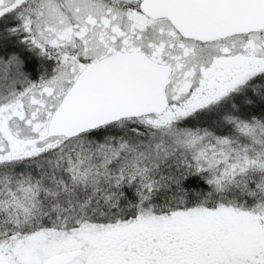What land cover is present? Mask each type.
<instances>
[{
  "label": "snow or ice",
  "instance_id": "snow-or-ice-1",
  "mask_svg": "<svg viewBox=\"0 0 264 264\" xmlns=\"http://www.w3.org/2000/svg\"><path fill=\"white\" fill-rule=\"evenodd\" d=\"M0 264H264V0H0Z\"/></svg>",
  "mask_w": 264,
  "mask_h": 264
}]
</instances>
